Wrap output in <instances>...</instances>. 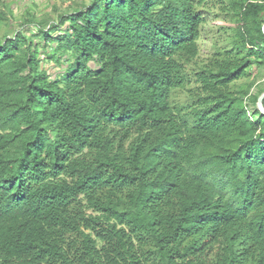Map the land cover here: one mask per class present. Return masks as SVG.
Masks as SVG:
<instances>
[{
    "label": "trees",
    "instance_id": "1",
    "mask_svg": "<svg viewBox=\"0 0 264 264\" xmlns=\"http://www.w3.org/2000/svg\"><path fill=\"white\" fill-rule=\"evenodd\" d=\"M204 2L28 8L13 28L0 0V264H264V115L230 88L264 68V0H221L234 50L189 72Z\"/></svg>",
    "mask_w": 264,
    "mask_h": 264
},
{
    "label": "rangeland",
    "instance_id": "2",
    "mask_svg": "<svg viewBox=\"0 0 264 264\" xmlns=\"http://www.w3.org/2000/svg\"><path fill=\"white\" fill-rule=\"evenodd\" d=\"M77 2L88 3L89 0H9L6 6L10 5L13 11V28L17 27L21 21V16L26 9H33L35 16L40 20L56 21L58 13H68L76 8ZM0 8L3 7L0 5ZM200 14L204 17V23L200 26V38L198 40V54L188 67L189 72L198 71L208 64L212 57L225 49L235 47V20L236 17L229 9L226 3L221 0H205L204 5L199 8ZM264 25V23H263ZM262 25V26H263ZM13 28H8L11 35ZM7 32V27L0 22V38ZM53 72L55 67L51 62L42 64ZM194 86V79L191 77L190 85L184 89H179L173 94V101L181 104L188 99V89ZM250 87L249 93L252 95H261L264 93V68L252 65L247 75L231 85L233 91L239 88ZM258 96V97H259ZM244 104L248 106L250 113L253 111V104L247 100Z\"/></svg>",
    "mask_w": 264,
    "mask_h": 264
},
{
    "label": "water",
    "instance_id": "3",
    "mask_svg": "<svg viewBox=\"0 0 264 264\" xmlns=\"http://www.w3.org/2000/svg\"><path fill=\"white\" fill-rule=\"evenodd\" d=\"M262 31H263V34H264V25L262 26ZM264 100V93H262L258 99H257V102H256V106L257 108L259 109V111L261 112V114L264 115V107L262 105V102Z\"/></svg>",
    "mask_w": 264,
    "mask_h": 264
}]
</instances>
